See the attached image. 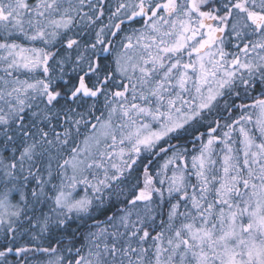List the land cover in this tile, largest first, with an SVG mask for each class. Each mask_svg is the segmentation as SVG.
<instances>
[{"label":"snow or ice","instance_id":"obj_1","mask_svg":"<svg viewBox=\"0 0 264 264\" xmlns=\"http://www.w3.org/2000/svg\"><path fill=\"white\" fill-rule=\"evenodd\" d=\"M0 264H264V0H0Z\"/></svg>","mask_w":264,"mask_h":264}]
</instances>
